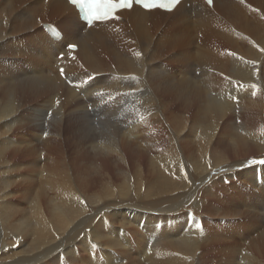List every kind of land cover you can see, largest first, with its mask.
Masks as SVG:
<instances>
[{
    "label": "bare ground",
    "instance_id": "6f19581e",
    "mask_svg": "<svg viewBox=\"0 0 264 264\" xmlns=\"http://www.w3.org/2000/svg\"><path fill=\"white\" fill-rule=\"evenodd\" d=\"M216 10L200 1L189 16L133 8L84 32L64 0H0V264L50 255L52 264L63 255L81 264H264V0H221ZM42 22L63 29L65 45L81 35L83 50L58 60ZM72 140L113 158L115 172L98 161L88 182L47 160L34 193L30 174L29 205L16 217L6 153ZM139 142L150 150L127 164Z\"/></svg>",
    "mask_w": 264,
    "mask_h": 264
},
{
    "label": "rangeland",
    "instance_id": "374dc122",
    "mask_svg": "<svg viewBox=\"0 0 264 264\" xmlns=\"http://www.w3.org/2000/svg\"><path fill=\"white\" fill-rule=\"evenodd\" d=\"M220 46H222L221 44H219ZM148 135V136H147ZM150 134H146L145 135V133L143 134V136H141V140H145V141H149L148 139H149V136ZM148 137V138H147ZM150 138H152V137H150ZM74 144V145H71V144ZM70 144V145H69ZM144 146V144H142V142H139V144H138V146L139 147H132V148H129L128 150H127V153H126V156L128 157V159H129V161H128V163L127 164H129L130 162H136L137 161V159H138V156L139 155H141L142 153H145V151H149L150 149H146V146H144V148H143V146ZM61 146V147H60ZM59 147L58 146H49L48 148H45L44 146H33V149H30V150H28V149H23V148H21L20 150H25L26 151V153L25 152H23V155H19V154H16V155H10V154H8V152L6 153V155L5 156H7L8 158V162L7 163H3V164H1V170H2V176H5V177H9L10 178V183L12 184V187H11V190H15L16 192L14 193V194H12V196H10V198L9 199H11L12 200V198L14 199L13 201L14 202H16L17 204H19V210H18V213H17V216L16 217H18V216H20L21 214L20 213H22V211H23V209H27L28 208V205H29V201L28 202H24L23 200H24V195H23V192L29 187V185H30V188L32 187L31 186V184H29V182H31V177L32 176H37V177H35L36 179L34 180V181H37L36 182V186L34 185V187H33V193L35 192V191H37L38 190V188H39V186L41 185V183L39 182L40 181V179H39V176L38 175H36L35 173H39L40 171H42V169H43V166L45 165V163H46V161L48 160V161H51L52 159L55 161V159L56 160H58L59 159V162L61 163V164H63V166L64 167H66L67 168V171H69L68 173L70 174V175H73V172L74 173H81V174H83V175H85V177H84V180L85 181H90V179L92 180L93 178L94 179H98L96 176H97V172L96 171H94V169H95V167H96V164L98 163V161H99V164L100 163H106L108 166H111L112 168H113V171L115 172V168H114V165H117L116 164V161H114L113 160V158H110L109 156H106V155H100L99 156V152L97 151V150H91L90 148H88V147H86V146H80L78 143H76L75 141H73L72 140V142H65V143H63L62 145H60ZM69 146V147H68ZM73 146V147H72ZM39 147H41V149L39 148ZM43 147V148H42ZM78 147V148H77ZM59 148V149H58ZM73 148V149H72ZM135 148V149H134ZM45 151H44V150ZM48 150V152H47V150ZM51 149V150H50ZM88 149V151H86ZM137 149V150H136ZM9 150V149H8ZM28 150V151H27ZM73 150V151H72ZM134 150V151H133ZM139 150V151H138ZM44 151V152H43ZM80 153H79V152ZM138 151V152H137ZM22 152V151H21ZM42 152V155L40 154ZM62 153V155H61V153ZM75 152V153H74ZM132 152V153H131ZM140 152V153H139ZM154 151H152V153L151 154H154L153 153ZM34 153L35 154H37L38 156H36V155H34ZM44 153V154H43ZM48 153V154H47ZM129 153V154H128ZM135 153V154H134ZM137 153V154H136ZM28 154V155H27ZM30 154V155H29ZM46 154V155H45ZM64 154V155H63ZM85 154V155H84ZM18 155V156H17ZM33 155V156H32ZM41 155V156H40ZM44 155V156H43ZM133 155V157L134 158H132V159H130V157ZM26 156H31V157H27L26 158ZM36 156V157H35ZM46 156V157H45ZM63 156V157H62ZM72 156H74V158L72 157ZM84 156V157H83ZM91 156V157H90ZM10 157V158H9ZM14 157V158H13ZM39 158V160H38V158ZM44 157L46 158V159H44ZM70 157V158H69ZM12 158V159H11ZM20 160H18V159ZM25 158V159H24ZM29 158V159H28ZM34 158V159H33ZM72 158V159H71ZM94 158H95V160H94ZM105 158V159H104ZM37 159V161H35ZM42 159V160H41ZM86 159V160H85ZM29 160H31V161H29ZM44 160V161H43ZM61 160V161H60ZM64 160V161H63ZM103 160V161H102ZM111 160H112V162H111ZM145 160H147V159H145ZM145 160H142V164L144 165V163L146 162ZM38 161L40 162V164L38 163ZM72 161H74V162H72ZM77 161V162H76ZM31 162V163H30ZM81 162V163H80ZM82 162H84L83 164H82ZM22 163H24V164H22ZM36 163V164H35ZM65 163V164H64ZM7 164V165H6ZM55 164H56V162H55ZM54 164V165H55ZM68 164V165H67ZM126 164V165H127ZM2 165H4V166H2ZM30 165H31V167H32V169H30ZM34 165V166H33ZM36 165H37V167H36ZM79 165H80V167H79ZM125 164H123V166L125 167V168H128L129 166L127 165L126 166ZM10 166V167H9ZM16 166V167H15ZM22 166V167H21ZM71 166V167H70ZM74 166H76V169H75V167ZM78 166V167H77ZM81 166H83V167H81ZM90 168V170H89V168ZM93 166H94V169H93ZM13 167V168H12ZM27 167H29L28 169H27ZM5 168V169H4ZM11 168V169H10ZM35 168V169H34ZM38 168V169H37ZM84 168H86V169H84ZM7 169H9V170H13L14 172H9V170L7 171ZM21 169V170H20ZM37 169V170H36ZM72 169H74V170H72ZM88 170V171H87ZM96 170V169H95ZM134 169H132L131 171H133ZM18 171V172H17ZM30 171H31V173H30ZM38 171V172H37ZM83 171V172H82ZM7 172V173H6ZM72 172V173H71ZM21 173V174H20ZM29 173V174H28ZM32 176H31V175ZM29 175V176H28ZM91 175H92V177H91ZM96 175V176H95ZM11 176V177H10ZM20 176H21V178H20ZM87 177H89V178H87ZM41 178V177H40ZM86 178V179H85ZM13 179V180H12ZM26 179V180H25ZM22 181V182H21ZM88 181V182H89ZM227 181V180H226ZM241 181V182H240ZM18 182V183H17ZM243 182V183H242ZM20 183H21V185H20ZM23 183V184H22ZM37 183H38V186H37ZM220 183V182H219ZM223 183L224 182H222L221 183V185H223ZM239 183L240 184H242V185H248V187L251 185L249 182H248V180H246V179H240L239 180ZM246 183V184H245ZM14 184V185H13ZM18 185V186H16V185ZM26 184V185H25ZM29 184V185H28ZM220 185V186H221ZM15 186V187H14ZM219 186V187H220ZM225 186H228V184L227 185H225ZM17 187V188H16ZM25 187V188H24ZM35 187H37L36 189H35ZM19 190V191H18ZM19 192V193H18ZM21 194V195H20ZM20 196H22L20 199L18 198V197H20ZM16 198H17V200H16ZM21 200V201H20ZM23 202V203H22ZM26 203V204H25ZM25 205H27V206H25ZM23 206V207H22ZM188 209H190L191 211H193V212H195L192 208H189V207H187ZM21 211V212H20ZM85 226V225H84ZM76 241H78V240H76ZM97 248V250L99 251V248L98 247H96ZM96 248H95V250H96ZM78 252H79V256H85V258H86V254L85 255H83V252L80 250V248H79V246H78ZM60 250H62V248L60 249ZM96 250V251H97ZM102 250H103V248H102ZM99 253H101L100 251H99ZM53 258V255H50V256H47L46 258H44L43 259V261L41 262V263H43L44 262V264H52V261H51V259ZM64 260V261H63ZM66 260V261H65ZM48 261V262H47ZM59 261H60V264H81V263H78V261H73V262H71V261H69V259L66 257L65 258V256L63 255V256H60L59 257ZM41 263H39V264H41ZM134 264V263H133Z\"/></svg>",
    "mask_w": 264,
    "mask_h": 264
},
{
    "label": "snow or ice",
    "instance_id": "6c2138e0",
    "mask_svg": "<svg viewBox=\"0 0 264 264\" xmlns=\"http://www.w3.org/2000/svg\"><path fill=\"white\" fill-rule=\"evenodd\" d=\"M73 4H81L83 7V2L81 0H71ZM179 3V0H104L102 4H89L86 7V12L88 14V23H92L93 19L100 20L104 17L109 16V14L116 12L117 9H131L134 4L142 5L144 9H165L171 10L175 5ZM208 3L211 5L212 0H208ZM103 8L102 13H97L94 11L96 8ZM70 49H75L77 46L75 44H71L68 46ZM137 56L141 55V53L137 52ZM61 75L64 74V70L61 69ZM102 94V93H101ZM59 101H57V104ZM47 135V133H45ZM257 161L251 160L249 163H256ZM260 163H264V160L259 161ZM200 225H197L199 227Z\"/></svg>",
    "mask_w": 264,
    "mask_h": 264
}]
</instances>
